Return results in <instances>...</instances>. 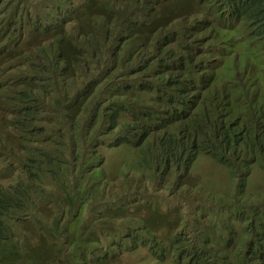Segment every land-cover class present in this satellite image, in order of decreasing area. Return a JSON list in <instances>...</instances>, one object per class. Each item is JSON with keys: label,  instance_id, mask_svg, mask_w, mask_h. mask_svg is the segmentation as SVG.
Returning a JSON list of instances; mask_svg holds the SVG:
<instances>
[{"label": "rangeland", "instance_id": "obj_1", "mask_svg": "<svg viewBox=\"0 0 264 264\" xmlns=\"http://www.w3.org/2000/svg\"><path fill=\"white\" fill-rule=\"evenodd\" d=\"M14 1L15 9H22L24 16L31 19H38L47 25L49 22L51 29L49 31H35L30 26L24 24L20 26V30L15 32V35L10 41L6 40L0 33V140L2 146L14 147L12 156L10 157L13 167H8L7 158L0 155V186H8L12 182V178L7 173H2V170L12 171L21 176L20 165L24 157L25 146L34 145L35 148L44 142L47 136H52L53 141L57 142V133H66L75 124L88 127L86 139L81 137L79 142L86 151L94 152L97 156L96 163L99 167L104 168V178L100 176H85L80 171L74 168L72 158L67 157L63 147L53 145L50 148V153L54 160L46 165L40 173L42 179L54 186L55 192H58L61 200H66L78 192H88L94 189L101 193L100 213L107 217L110 226L103 230V235H106L107 240L96 241L97 232H101L100 227L84 233V228H80L79 235L74 234L75 242L66 241L65 238L71 234L65 231L58 232L53 226L45 238L46 244L50 247L46 253H41L39 250H29L24 245L20 246V252L14 254L15 262L13 264H46V259L50 256L64 255L68 261L71 252L74 248L79 247L83 251V255H79V260H86V264H103L96 260L93 249L94 246L110 248L109 242L112 237H121L125 233V229L135 227L141 220L147 219L151 226L155 227L159 222L168 220L176 228L182 227L183 221H192L199 224L198 210L200 206V221L205 224V230L208 233L215 234L213 230L222 231L223 245L230 251L231 247L240 248L246 240L248 229L253 220L249 213H245L250 218L232 217L229 226L221 222V217L225 218L230 209L219 208L223 205V200L215 196L233 192L235 183L227 188L216 189L223 183L232 179V173L229 168L220 163L215 154L217 148H220L221 142L225 141V135L229 134L226 130H218L221 125L219 114L212 108H206L200 118L202 130L199 134L200 146L213 152V158L200 157L195 165L193 178L182 186L168 189L160 185L159 180L152 182L151 191L145 190L140 183H134L135 175L125 178L122 169H131L128 161L133 160L132 151L129 145L126 144L120 148L111 145L112 141L117 140L118 135L122 130L126 129L125 123H119L114 133V126L108 127L104 123L101 116V111L104 108V94H99L94 90H90L96 86V78L84 70V62H79L76 66V71L72 76H68L62 80L59 71L55 67L50 70L56 73L55 91L47 92L40 96L39 101L31 105L30 102L22 99L19 96L24 93H30L31 88H38L34 83H28L24 77L31 73L32 63L27 61L28 57L39 58L41 50L45 48L46 43H51L55 46L59 44L66 47L70 51H81L80 47H73L67 37L74 29H78L79 34H83L92 30L91 24L96 23L101 18L109 16L120 19L122 22L129 16L127 0H3ZM62 8L68 17L65 23L59 29L54 25L55 12L60 13ZM173 9V12H172ZM160 7L157 8V12ZM167 15L165 24L157 26V30L150 34L148 41L139 40L134 46L135 55L146 53V48L154 47L152 39L169 43L171 50L174 52L176 60H179L186 50L196 52L202 50L198 55V65L208 74L211 71L214 76V82L210 83V87H219L222 91L230 86L229 79L233 77L236 70L231 69L232 57L226 52L219 51L206 57V52L210 45H213L212 39H207L205 34L200 32L190 34L189 26L193 24L195 18H198L199 11H192L183 7L179 0H169L166 7L161 10ZM157 15V13H155ZM202 14L210 18L213 14L202 12ZM139 14H134V21L140 20ZM27 20V19H26ZM62 20V19H61ZM87 27V28H86ZM175 27L180 36L173 34ZM86 28V29H85ZM70 33V34H69ZM143 35L144 31L139 32ZM66 37V38H65ZM9 43H6V42ZM73 43L79 41L76 31L73 33ZM140 46H144L140 49ZM108 52V51H107ZM17 63H19L18 66ZM16 66V67H15ZM40 71H33L39 79ZM73 77L75 80L73 81ZM40 90L35 89V95L38 97ZM128 97L130 95L128 94ZM167 95H163L162 99H166ZM158 98V101L162 100ZM17 104V108H14ZM21 104L22 107H19ZM168 109L167 105H158L157 110L165 113ZM30 116L31 119L24 116ZM235 125L237 131L247 132L248 126L245 120L249 117L244 114H237ZM232 117V119L234 118ZM173 129V126L170 125ZM45 133L40 136L38 132ZM68 134L65 139H68ZM227 140V139H226ZM46 146V145H45ZM226 146V144H225ZM217 159V160H215ZM52 170H56V178L51 174ZM143 174L149 173L142 171ZM29 181L33 180V175L26 177ZM164 182L170 183L172 177L166 175ZM154 179V177L152 178ZM161 181H163L161 179ZM176 182V181H175ZM195 183V184H194ZM200 186V187H199ZM216 189V190H210ZM250 201H244L242 206L245 209L254 207V213H261L264 216V172H256L250 179L248 186ZM146 195H151L152 202L148 201ZM45 204V197H41ZM160 209L159 212L157 211ZM38 208H29L25 211L26 215H31ZM162 215V217H161ZM47 216V215H46ZM48 217V216H47ZM8 222V221H7ZM50 222V221H48ZM9 223V222H8ZM42 224L43 221L39 220ZM58 224V223H55ZM54 224V225H55ZM15 235L24 238L25 244L29 243L37 232L36 223L33 220L17 219L11 220L9 223ZM185 228V227H184ZM187 229L184 230V232ZM194 236L201 239V231L197 228H192ZM232 242L234 244H232ZM228 243H231L228 245ZM24 246V247H23ZM56 247V248H55ZM23 250L21 251V249ZM224 253V249H221ZM234 264H246V256L241 252H229ZM37 258H42V261H34L32 255ZM227 254V253H226ZM209 260L208 255L203 257ZM217 259V258H216ZM118 258H111L106 264H119ZM4 264H8L5 263ZM160 264H164L160 261ZM180 264H185L180 261Z\"/></svg>", "mask_w": 264, "mask_h": 264}, {"label": "trees", "instance_id": "obj_2", "mask_svg": "<svg viewBox=\"0 0 264 264\" xmlns=\"http://www.w3.org/2000/svg\"><path fill=\"white\" fill-rule=\"evenodd\" d=\"M184 8L191 9L192 11L198 10L200 14L202 12L219 15L222 19L220 26H215L205 22L204 25L198 23V19H195V22L189 26L190 34H205L207 39H212L213 45H210L206 57L218 53L219 51H225L228 55L232 57L231 69L236 70L240 68L244 72V79L248 80L253 77L255 70H264V0H179ZM128 2V13L129 16L123 22L115 17L109 16L107 18H101L96 23L91 24L92 30L83 34H79V43L77 47H80L83 51L84 56H91L96 62L95 72L99 74V81L102 77H106L105 82H107V87L105 91H111L113 86L116 85L113 83V79L122 80L120 81L123 86L126 88V92L131 93V97H121L117 95L115 98L108 102L107 105H104L103 110L101 111V116L104 119V123L108 127H112L114 120L122 112L132 111L136 104L140 103L146 95L149 98H156V96H162L164 94V89L166 86H170L174 92L178 91L180 93L189 95V91L193 90L195 93L200 92L206 83L209 82V77H212L213 70L211 71L212 65L210 64V72L208 74L198 65V55L203 51L200 50L196 52L195 50L189 51L186 50L182 57L179 60H176L174 52L171 50L169 43L163 41H156L154 47L146 48V53L148 57L139 56L136 61H134V46L136 40L148 41L149 35L153 34L157 30V23L150 24L146 20L141 19L139 21H134L133 15L139 14L141 17L150 16L153 19L157 20L159 16V24H165L167 15L162 13V9L166 7V4L169 0H127ZM16 3L14 1H3L0 0V33L2 36L10 41L11 38L15 35V32L20 30V26L26 24L30 26L31 29L35 31H49L51 26L48 21L47 25H44L43 22L37 21L38 19H31L24 14L22 9H15ZM160 7V10L157 12V8ZM156 11V12H155ZM60 13L55 12L54 25L59 29L65 23V19L68 17L62 8L59 9ZM173 12V9H172ZM157 13V15L155 14ZM203 15V14H202ZM212 16V17H213ZM203 17L207 20L204 15ZM217 17V16H216ZM27 19V20H26ZM62 19V20H61ZM232 24L234 27H231ZM87 28V27H86ZM85 28V29H86ZM144 31L143 35L138 33L137 29ZM78 29H74L70 32L68 41L73 40V33ZM173 34L175 36H180L178 30L173 27ZM66 38V37H65ZM6 43H9V42ZM51 46V43H48ZM1 47V46H0ZM144 46H140V49H143ZM109 52L106 53V52ZM240 54V60L236 62V55ZM57 60L61 65L64 66L62 74H66L70 65L73 67L75 65V59L63 60L61 59L60 54L58 53ZM156 56L155 60H152L150 57ZM86 61V60H85ZM32 63V62H30ZM156 63V64H155ZM33 64V63H32ZM50 66L56 68L55 62L50 61ZM31 68L35 71L39 70L38 65H30ZM153 68L154 75L143 76L139 73H151ZM115 69L125 70L126 73H116ZM247 70L250 72V77L247 74ZM167 71V72H166ZM166 72L165 75L162 73ZM33 74V73H32ZM33 77L37 78L34 74ZM200 78V79H199ZM45 80L50 88V92L54 91L55 81L50 73L45 75ZM217 90H210L209 100L206 102L208 106H212L216 111L219 109V106L214 102ZM198 100L195 104H191L188 99L175 100L170 96L168 103V111L172 114L179 116L186 115L189 110L197 107V104L200 102L199 94H196ZM150 107L157 110V104H151ZM159 112V111H158ZM222 115L225 118V114L222 111ZM25 118L31 119L30 116L26 115ZM200 117V116H199ZM193 116H185L184 119L192 124L190 134L193 137L196 144V152L194 158L197 157L200 143H199V134L202 130V125L200 124V118ZM167 121L170 123L177 122L164 114H154L152 116L146 117L139 124L141 130H138L136 127L131 130L135 133H141L138 140L143 142L145 140L146 127L156 122L157 120ZM245 123L248 127H253L254 122L250 120H245ZM118 123L114 124V133L118 127ZM197 129L196 132L193 130ZM223 130V125L218 129ZM38 134L44 136L45 133L37 131ZM88 132V127L75 124L70 128L66 133H61L58 131L57 138L62 140L60 144H57L58 147H63L67 157L72 158L74 168L80 171L85 176H91L94 171V157L92 154L88 153L79 142V139L83 137L86 139ZM130 125L126 124V129L122 130L117 137V141L124 142L125 140H130ZM73 133L74 141H67L66 135ZM244 132L241 134V138L235 135H230L227 138L226 146L228 144H235L234 139L238 138V142L235 144L234 149L230 151L229 154L222 153L221 157L219 155L220 149H216L215 153L224 163H229L235 157V154L241 156L244 164H251L254 161L255 156L259 152H263V147L258 145L257 141L254 139L253 134L251 138L246 139ZM53 139V137H52ZM177 135L172 140V143L165 144V152L168 154L173 148L178 144ZM112 144V140H111ZM54 144H50L46 149H33L29 151L28 158L24 164L25 174L23 178H16L14 183L8 187L0 186V264L8 263L13 264L15 262L14 254L20 252V246L24 245L28 247L29 250L35 251L39 250L41 253H46L50 247L46 244L45 239L41 241H36L34 238L27 244H25V239L15 235L10 228L9 223L11 220L17 219L20 222L22 220H33L36 223L37 232L36 236L39 234L38 221L39 217L36 216V211L31 215H26L25 211L29 208H35L41 202V197H45V205L49 202L52 191L48 186L52 185L47 183L40 173L44 170L47 164L54 160L53 155L50 153V148ZM113 145V144H112ZM114 146V145H113ZM152 149L156 150L155 146H151ZM201 152H205L201 148ZM249 152H256L255 155L248 159ZM162 164L159 168V171L149 172L150 176L143 177L145 181H151L153 177H157L163 181H160L162 187L165 188H175L174 186H182L184 183L181 180H178L177 183H173V180H170L171 183L164 182V177L169 174L170 163L167 161L164 154L161 156ZM257 163V162H253ZM259 164L264 166V162H259ZM56 170H52L51 174L56 178ZM96 176L104 178L103 171H98ZM33 175V180L29 181L26 177ZM94 177V176H92ZM157 178V180H158ZM175 178H177L175 176ZM235 183H237V178H234ZM142 180L139 182L142 184ZM148 184V183H147ZM243 196L246 195V183L242 180L240 182ZM95 194H98L101 197V193L90 189ZM148 201L152 202L151 195H146ZM64 204L60 198L56 200L53 204V210H58L61 205ZM156 212H159L157 206ZM236 212H243L241 205L234 206ZM76 208H72L62 214L63 218H71L76 214ZM254 211V210H253ZM255 222L259 224L252 223L250 224L248 230V239L243 243V248L235 249L231 247L230 251L235 253L239 251L242 252L245 256L247 253H253V259H246V264H264V237L260 238L261 241L253 242L251 234L254 233L255 229L259 230L264 234V216L257 212L252 215ZM9 223H8V222ZM110 226L109 220L107 218L105 225L101 228V232H97L96 241L107 240L106 235H103L102 231L107 229ZM164 226L163 222H160L157 226L153 227L150 225L147 219L141 220L137 226L125 229V233L121 237H112L111 241L108 243L110 248H104L99 246H94L93 251L96 260L99 261L98 255L100 254L101 259L104 261H109L111 258H122L125 252H129L131 256L125 261L124 264H135L136 261H133V258L137 250L142 247L149 249L154 255L159 256L162 254H177L179 257H183L186 254H193V261L190 264H220L216 258L226 263V256L222 251L215 253L216 249H224L227 253L228 261L227 264H233L230 251H228L223 245V235H219L218 238H209L204 235L201 236V239H198L201 242V248L198 247L195 243L198 241L194 238L189 240L193 241L196 248L188 249L185 245L180 244L179 241L173 242L171 249H168L165 246L164 242L156 237L157 232L162 229ZM43 228L51 229V223L46 222L42 225ZM84 233L89 232L88 230H83ZM73 239H67L66 241L75 242L77 239L74 238V235H71ZM231 243H228L230 245ZM232 244H234L232 242ZM253 245L258 248H254ZM23 246V247H24ZM56 248V247H55ZM23 248L21 249V251ZM179 250V252H178ZM189 250V252H188ZM24 251V250H23ZM73 257H78L83 255L81 248L76 247L71 252ZM209 257V260L204 259V256ZM65 257L63 264H86L87 260H76L73 263H69ZM41 258H34V261H42ZM57 260L58 263L61 262L59 256H50L46 259V264ZM235 264V263H234Z\"/></svg>", "mask_w": 264, "mask_h": 264}, {"label": "clouds", "instance_id": "obj_3", "mask_svg": "<svg viewBox=\"0 0 264 264\" xmlns=\"http://www.w3.org/2000/svg\"><path fill=\"white\" fill-rule=\"evenodd\" d=\"M142 15H144V17H142L141 19L146 20V22H149L150 24L157 23L156 24L157 26L160 25L159 16H157V20H155L150 16H145V14H142ZM197 19H198L197 22L200 23L201 25H204L205 22H207L208 24L215 25L217 27L220 26L222 22V19L219 15L210 17L208 18L209 20H207L203 17L202 14L199 13V16ZM193 22H195V20ZM231 27H234V25L232 24ZM136 29L138 33L141 32L140 29L138 28ZM76 33L79 37V33L77 31ZM134 41L137 43L139 40L134 39ZM152 41L154 42V40ZM70 43L72 44L73 47H77L79 41L76 44H74L73 41H70ZM58 53L60 54L61 59L63 60L75 59V65L73 67L68 65L69 69L64 75L62 74V70L64 66L61 65L59 61L57 60L59 56ZM106 53L109 54V52H106ZM78 54L80 56H77L76 52L70 51L66 47L60 44L58 46L51 44L50 46L48 45V43H46L45 48L41 50V54L38 59L33 57V55L27 58V61L29 63L32 62L34 65L39 66L38 71H40V74L38 73L39 79L33 77L32 73L34 70L31 69L32 72L28 73L24 78L28 80V83H34L35 85H37L38 88H31L30 93L27 92V93H24L19 96H15V97H22V99L26 100L27 102H30L31 105L33 106L39 101L40 96L42 94H46L47 92H50V88L45 80V75L50 73L54 81L56 79V73L50 70L51 66L49 63L51 60L55 62L56 70L59 71V75L62 78V80H64V78L68 76H72L73 72L76 71L77 69L76 66L79 64V62L83 61L84 70L87 71V73L92 74L96 78V86L90 90H94L99 94H104V97H105V102L103 103L104 105H107L108 102L113 100L115 96L117 97V95L121 97L122 96L128 97V94H129L131 97V93L126 92V88L120 82L123 79L122 80L113 79V83L115 82L114 84L116 85L113 86V89L111 91H105L104 89L107 87V84H108L107 82H105V79L107 78L102 77V79H100L99 81V74L95 72V68H96L95 60L90 55L87 57L84 56L82 50L78 52ZM133 55L135 56L134 61H136L139 55H135V54ZM140 56L149 58V55L147 54H142ZM150 58L152 60H155L156 56L152 55ZM239 60H240V54H237L236 62H238ZM18 65L19 63H17L16 66ZM114 72H116L117 74L126 73L125 70H121V69H115ZM152 72H153V68H152L151 73H139V74L143 76H150V75L155 74ZM166 72H163L162 74L165 75ZM247 72H248L247 74L250 77L249 70H247ZM74 80H75V77H73V81ZM212 82H214V76L209 77V82L206 83L205 87H203L200 92L195 93L193 90H191L189 91L190 93L189 95L180 93L178 91L174 92V90L170 86H166L164 89V94H163V95H167L166 99H162L163 95L156 96V98H149L146 95H143L144 98L139 101L140 103L135 105L132 111L122 112L117 116L112 126H114L115 123L129 124L130 131H131L129 134L130 140H125L124 142H120L117 140L112 141V144L114 145V147L120 148L128 144L129 149H131L130 151H132L131 154L133 156L132 157L133 160L131 162L128 161V165L130 166L131 169H122L123 176L125 178L135 175L133 182L139 183L142 180L143 182L142 184L140 183V185L143 186L145 190L151 191L150 186L152 182L157 180L158 174L155 175L156 177H154V179H152L151 181L147 180L146 182L143 177L145 176L148 179V175L143 174L142 171H146L147 173L159 171V168L162 164V160H161L162 154L165 155L167 161L170 163V169H169L168 176L172 177L171 180H173V183H177L178 180L188 183L190 178L191 177L193 178V172L195 169V165L200 159V157H209L211 159H214L213 152L208 149L203 148L205 150V152L203 153L201 152V148H202L201 146L199 147L197 157L194 158V154L196 152V144H195L193 137L190 134L192 124L188 123L184 119L185 116H193L196 118L200 116L199 118H201L206 108H212L214 111H216L212 106H208L206 104V102H208L209 100L210 90H217L216 96L213 99L214 102L219 106V109L216 112L220 116L221 125H223V130H226V132L229 133L225 135V141L223 140L221 142L220 148H218L220 149V152H219L220 157L222 153L229 154L230 151L234 149L235 144L238 142V138H235L234 145L227 143V146H225L226 141H227L226 139L230 135H235L241 138L242 132L238 133V135L236 134V131L238 128H236V125H235L236 118L234 116L237 114L247 115L249 117V120L254 122V126L248 127L247 132L246 131L244 132L246 135L245 138L249 139L251 138V135L253 134L254 139L257 141L258 145L263 147V151H264V70H258V71L255 70L253 77H251V79L249 78L248 80H245L243 70L237 67L236 71L233 73V77H230L229 79L230 86L227 87V89L223 91L219 87H216V88L210 87V83ZM51 86L55 87V85H51ZM35 89L40 90L38 92V97L34 96ZM54 91H55V88H54ZM196 94H199L200 102L197 104V107L192 108V110H189L186 115L179 116L176 114H172L168 111L169 107H168L167 101L169 100L170 96H172V98H174L175 100L184 99L186 97L191 104H195L198 100V97ZM158 98H161L162 100L158 101ZM154 103L157 104V107L158 105L165 104L167 105L168 109L165 111V113H161L160 111L159 112L155 111L154 109L150 107V105ZM16 105L17 104H14V108H17ZM18 106L22 107L21 104H18ZM222 111L225 114V118L222 115ZM158 113L164 114L167 117L175 120L177 122V125L176 123L171 122L170 125L173 126V129H172L170 125L167 123V121L161 118L160 120H157L156 122H153L152 124L146 127L147 133L145 134V140L143 142H139L138 138L139 136H141V133H135L131 129L136 127L138 130H141V127L139 126L140 122L144 120L146 117L152 116ZM232 117L234 118L232 119ZM193 131L196 132L197 129H194ZM73 135H74L73 133L68 134L69 137L67 141L75 142ZM176 135L179 141L178 144L173 148V150H171L168 154H166L165 144L172 143V140L174 139ZM111 140H112V137H111ZM52 141H53L52 136H47V138L44 139V142L40 143L39 147L35 148L34 145H28L22 149L24 151V157L22 158V163L20 165L21 176L14 173L12 169H10L9 171L4 169L1 172L9 174V176L12 178V181H14L16 178H23L25 174L24 164L28 158L29 151L33 149L35 150L36 149H46L50 144L57 145L62 142V140L60 139H58L57 142H52ZM151 146H155L156 150L152 149ZM13 151H14V147L12 144L10 146H2L1 140H0V155L7 158L8 167H13L12 165L13 163L10 160L11 159L10 157L12 156ZM87 152L92 154L94 157V171H93V174H90V175L96 176L98 174L97 172L100 170L104 172V168L99 167V164L96 163L97 156L95 155V153L91 151H87ZM255 153L256 152H249L247 160L253 157ZM217 161H219L224 166L230 169L232 173V179L226 183H223L216 189L227 188L230 185H233L235 183L234 178H237V183H235V190L233 192H228L225 194L215 196L223 200V205L221 208H219L220 211H222V209H230V213H228V215L225 218L221 217V222L229 226L228 221H230L232 217H234L233 218L234 222H235L236 217H239V219L241 217L250 218V216L245 214L247 212L251 215V218L253 220L252 223L259 226V224L255 222L252 217L253 212H254L253 211L254 207L248 210L242 206V203L244 201L251 200L249 193H248V186L250 184V179L252 178V176L258 171L264 172V166L259 164V162H264V153L259 152L255 156L253 162H257V163L252 162L251 164H246V163L244 164L243 159L237 153L235 154V157L232 159V161L229 162L228 164L222 162L219 157ZM175 176L177 178H175ZM158 180L161 181L159 178ZM242 180L246 183L247 197L243 196V193H242V188L240 185V182ZM12 183L14 182L9 183L8 186H10ZM1 187H4V186H1ZM48 187L52 191L49 202L45 205L41 200V202H39V204L36 207L38 208V210H36V216L39 217V220L43 221L42 224H40L38 221L39 234L38 236L34 237L36 241H41L48 236V232L50 229H46L42 227V225L48 221H50L54 230L58 232L65 231V232L70 233L71 235H74V234L79 235L80 228H84V230L86 229L90 231V230L100 227L101 224L102 226L105 225L107 217H104V215L100 213V208L102 207V205H101V197L98 194H95L91 190H89L88 192L75 193L72 196L68 197L66 200H62L64 201V204L61 205L59 209L55 211L53 210V207H54L53 204L59 198L61 199V197L58 195L59 194L58 192H55V188L53 185H50ZM174 187H176V185ZM216 189H210V190L213 191ZM236 205H241V207L243 208V212H236V210L234 209V206ZM72 208L77 209L76 214L71 218L64 219L62 214ZM201 209H202V206H200L198 213H197L199 224L194 223L192 221H187V222L183 221L182 227L179 226L178 228H176L168 220L166 221L163 220L162 222L164 223V226L162 229H160L157 232L156 237L160 239L162 242H164L165 246H167L168 249H171V246L173 242L175 241H179L180 244L185 245V247H187L188 249H192L194 247L196 248L195 244L200 248L202 247L200 244L201 242H199L198 239L194 236V231L192 230V228L199 229L202 235L209 237V238L217 239L219 235H223L224 230H225V227L223 225H221L223 228L222 231L211 229L212 232L215 233L214 235L206 232L205 224H203L200 221ZM55 223H58V224H55ZM185 229L187 230L184 232ZM71 235L66 237L65 240L73 239ZM248 237L249 235H247L246 240L248 239ZM251 237H252L253 242H257V241H261L260 238L263 239L264 234L260 232L259 230H257L256 228L254 233L251 234ZM188 238L190 239L194 238L198 241V243L194 244L193 241L189 240ZM253 247L258 248L255 245H253ZM219 251H222L221 248L220 250L216 249L215 253H218ZM223 254L226 256V263L219 260L218 258H217V261L220 264H227V261H228L227 254L224 252ZM130 256L131 254L128 251L125 252L122 258H118L120 260L119 264H124L125 261H127ZM133 256H134L133 261H136L135 264H160V261L164 264H180V261H182L185 264H190L193 261V258H192L193 254H186L183 257H179L177 256V254H162V255L156 256L144 246L142 247V249L139 248L137 252L135 253V255ZM35 257L36 256L33 254L32 258L34 259ZM97 257L99 259L98 262L106 264V261L101 259L100 254ZM59 258L61 260L60 263H58V261L55 260L48 264H63V262L65 261V256L60 255ZM253 258H254L253 253H247L246 259H253ZM76 260H79L76 256L73 257L71 255L68 258L69 263H73Z\"/></svg>", "mask_w": 264, "mask_h": 264}]
</instances>
